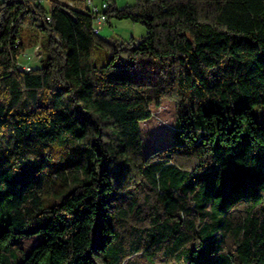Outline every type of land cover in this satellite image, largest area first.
Here are the masks:
<instances>
[{
    "label": "trees",
    "instance_id": "obj_1",
    "mask_svg": "<svg viewBox=\"0 0 264 264\" xmlns=\"http://www.w3.org/2000/svg\"><path fill=\"white\" fill-rule=\"evenodd\" d=\"M104 1L0 0V264H264V0Z\"/></svg>",
    "mask_w": 264,
    "mask_h": 264
},
{
    "label": "rangeland",
    "instance_id": "obj_2",
    "mask_svg": "<svg viewBox=\"0 0 264 264\" xmlns=\"http://www.w3.org/2000/svg\"><path fill=\"white\" fill-rule=\"evenodd\" d=\"M135 0H117L120 6L125 4H131ZM101 35L114 39L115 42H126L131 36L138 38L145 32L143 24L138 22H132L128 19H111V25L106 26L100 30ZM48 32L37 31V37L42 40L43 45L46 42ZM29 40V37H26ZM42 45V48H43ZM29 60L33 65H39L40 61L36 58L38 52L34 51L32 47L27 48ZM45 56V54H44ZM152 115L151 117L140 122V131L142 136V153L147 154L149 151L161 147L165 144L172 143L175 139L174 135V108L172 101L163 99L159 104L151 105ZM253 115L255 119L264 124V105H254L252 107ZM39 237H29L26 239V245L29 248ZM27 248V249H28ZM125 264H145L142 261V257L135 255L126 259Z\"/></svg>",
    "mask_w": 264,
    "mask_h": 264
},
{
    "label": "built area",
    "instance_id": "obj_3",
    "mask_svg": "<svg viewBox=\"0 0 264 264\" xmlns=\"http://www.w3.org/2000/svg\"><path fill=\"white\" fill-rule=\"evenodd\" d=\"M87 6V11L92 16L91 31L94 34L100 32L103 29L106 20L105 9L107 8V3L104 0H84ZM48 18V17H47ZM28 69V66L24 65Z\"/></svg>",
    "mask_w": 264,
    "mask_h": 264
}]
</instances>
